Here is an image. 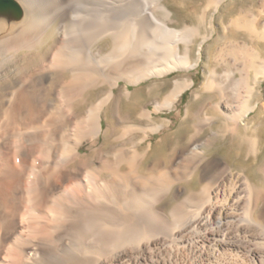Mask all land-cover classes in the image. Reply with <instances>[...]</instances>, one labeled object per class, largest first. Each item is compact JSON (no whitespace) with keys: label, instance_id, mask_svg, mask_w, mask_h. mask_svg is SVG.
<instances>
[{"label":"bare ground","instance_id":"1","mask_svg":"<svg viewBox=\"0 0 264 264\" xmlns=\"http://www.w3.org/2000/svg\"><path fill=\"white\" fill-rule=\"evenodd\" d=\"M11 1L0 0V264H264V169L256 185L209 154L218 138L236 135L249 155L260 150L246 119L262 95L264 0L220 21L240 39L208 54L172 132L170 120L154 118L176 106L190 77L174 79L151 109L141 106L137 122L107 110L120 97L134 101L141 88L128 85L195 69L209 36L196 55L193 39L201 26L212 29L226 0H204L198 25L179 29L164 0H92L75 25L74 0ZM164 85H152L154 96ZM101 87L106 95L87 104ZM169 195L176 203L167 210Z\"/></svg>","mask_w":264,"mask_h":264},{"label":"rangeland","instance_id":"2","mask_svg":"<svg viewBox=\"0 0 264 264\" xmlns=\"http://www.w3.org/2000/svg\"><path fill=\"white\" fill-rule=\"evenodd\" d=\"M91 1L92 0H74L73 1V8L71 10V17H70L71 22H72L71 25L72 24L75 25L77 21L79 22L82 15L88 10V7L90 6ZM106 1H111V0H106ZM164 2L173 11V23L171 24L172 27L179 29V28H182L183 26L198 25L199 23L198 15H199V12L202 6L204 5V0H164ZM250 4H253L254 8H258L259 6L258 2L255 0H226L224 3H222V5L219 8V11L213 15V20L211 22L212 29H210L208 26L206 29H204L203 26H201L199 31H202V32H199L200 35L198 34L199 36L198 37L196 36L193 39L194 45L192 46V49L194 48L193 49L194 55H196L198 46L201 44L202 37L205 35L209 36L208 39H206L201 45L202 47L200 49L201 59H200L199 65L188 73L179 71V72L171 73L168 76L161 77V78H156V77L150 78L146 80L145 82L140 83L139 85H128V88L131 91L141 88V91L135 94L134 96L136 100L134 97H132L134 101L127 102L123 98L121 99L120 97L118 101H115L112 104H110L107 110L108 118L116 120V118L118 117V113L120 116L127 114L131 121L137 122L136 116L141 106L151 109L153 107V104L156 101H159L168 92V90L171 87V83L174 79L190 77L193 79L194 84L191 88H189L183 93V95L177 102L176 106L170 110H165L162 113L155 115V118H154L155 121H158L161 119L170 120L171 127L169 131L170 132L175 131V129L179 125L184 115V112L187 108L188 103L191 101L193 92L198 89L202 81L204 68H207V65L205 63L208 60V54L216 50L217 47L219 48L220 46H222L223 43H225L229 38L236 37L240 39V36L238 34L232 31L227 32L224 26L221 24V22L222 21L228 22L231 18L237 15L241 9L248 8ZM103 5L104 4H102L101 6ZM130 15L131 13L128 11L117 14L114 17L112 27L116 29L119 28L121 25H123L127 21ZM108 39L109 38H104L101 41L103 43L100 42L102 52H107L109 49L110 39L109 40ZM229 54L231 57L234 56V58H236V56L237 58L239 57L237 55L238 53H236L235 51H232ZM160 82H165V85L160 88L159 95L154 96L153 92L156 89L152 87V85L154 83H160ZM125 86L126 84L124 82L121 81L119 83V86L114 89L116 96H120L121 91L124 89ZM149 86L152 87L151 88L152 92L150 96L147 93V87ZM260 89H261L262 95L257 99V102H259L258 106L255 108L254 111H252L249 114L248 118L246 119V121L249 123L251 127V129L247 132L246 137H249V138L256 137L257 138L258 143H259V148H260L258 154L256 156L249 155L247 145L246 143H244V140L241 137H239V135L238 136L237 135L236 136H226V138L224 137L222 139L218 138L216 141L212 143V145L209 148L210 150L209 154L211 156L220 157L222 159H225V161L228 164H230L234 170H237V169L238 171L243 170V172H245L248 177L250 176L249 178H251L252 181L255 182L256 185H262V173H261L262 170L261 169H264V106L263 108H260V105H264V79L261 82ZM107 91H108L107 87H101L95 90L94 92L90 94L87 104H89L91 101L97 102L99 99H101L103 96L106 95ZM196 103L193 105L194 106L192 108L193 110H195V108L197 109L201 105L202 102L198 101ZM83 109H85V107H83ZM107 122L108 121L103 120V127L107 126L108 124ZM70 130H72V127L70 128ZM164 132H167V131H164ZM163 134H164L163 131L161 133L152 134V138H151L152 143H155L160 137H162ZM134 141L136 140H133V142ZM173 143H175L174 140L170 141V139H168V141L166 142L167 151L173 147L174 145ZM89 146H90L89 143H84V145L80 149L82 152H85ZM250 156L252 158H250ZM176 173L177 172H174V174ZM157 175L158 174L149 175V177H147L149 182L146 181L145 183H142L139 185L140 191H142V193L150 191V188L152 187L151 184L154 183L152 182V179H150V177L154 178ZM169 175H170V172L166 174V176H169ZM192 187L193 189L195 188L198 189L196 182L193 183ZM171 196L172 195H169V197L167 198L165 202V207L167 210H169L170 207H172V205L176 203V200L173 199V197ZM259 207H261V204H259ZM183 208H186V206L184 205ZM173 223H174V219L172 221V224ZM174 226H178L176 225V222Z\"/></svg>","mask_w":264,"mask_h":264},{"label":"water","instance_id":"3","mask_svg":"<svg viewBox=\"0 0 264 264\" xmlns=\"http://www.w3.org/2000/svg\"><path fill=\"white\" fill-rule=\"evenodd\" d=\"M1 2H2L1 4H2L3 7L12 6L13 5L11 0H1Z\"/></svg>","mask_w":264,"mask_h":264}]
</instances>
